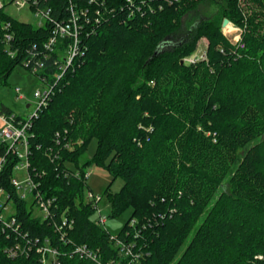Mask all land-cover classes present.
<instances>
[{"label": "trees", "instance_id": "obj_1", "mask_svg": "<svg viewBox=\"0 0 264 264\" xmlns=\"http://www.w3.org/2000/svg\"><path fill=\"white\" fill-rule=\"evenodd\" d=\"M39 1L52 9L53 19L69 15L68 0ZM205 2L218 15L193 24L180 38L184 17ZM71 4L88 11L86 21L81 18L84 55L33 120L29 144L30 173L41 174L42 191L69 207L72 244L86 245L103 260L118 258L110 234L93 221V208L83 201V183L61 171L66 163L95 164L112 181L123 182L104 197L109 218L131 210L118 236L128 232L127 240L142 252L135 264H264V0ZM224 19L242 29L243 48L224 35ZM4 24L12 34L13 57L3 42ZM50 29L0 11V86L28 49H41ZM200 39L207 41L206 59L181 64ZM0 112L12 113L1 102ZM92 140V158L79 164ZM69 142L72 150H65ZM7 162L0 188L11 194L23 230L62 245L53 223L33 216L17 199L9 185L14 159ZM14 242L0 228V264H38L34 253L7 256L4 249ZM61 264L94 263L63 256Z\"/></svg>", "mask_w": 264, "mask_h": 264}, {"label": "built area", "instance_id": "obj_2", "mask_svg": "<svg viewBox=\"0 0 264 264\" xmlns=\"http://www.w3.org/2000/svg\"><path fill=\"white\" fill-rule=\"evenodd\" d=\"M101 0H90L91 4H99ZM129 1V0H128ZM69 2V15L63 20H55L52 18V9L48 6L41 5L39 0H0V11L7 13V9L15 7L18 10L30 12L35 18L36 28L43 27L46 23L50 25V36L40 48L37 49L33 45L28 49V54L22 61V65L29 71L37 80L44 85L42 90H36L33 93V104L28 108L31 109L28 115L19 116L15 113L0 112V121L2 128L0 130V143L4 147V154L0 156V172L7 166V158L14 159L11 166L12 176L9 179V185L13 189L18 200L25 203L26 210L33 216H38L42 221L53 223L54 232L60 244H53V241L45 237L39 239L37 237H29L27 232L23 230L22 224L16 218L15 203L11 199V194L0 188V228L4 234L14 236L15 242L6 247L4 252L10 258L20 256L28 257L35 254L38 257V264H61V257L68 259L87 260L94 264H135L139 262L143 255L137 249L134 242H129L126 232L124 237H119L118 234L110 235V240L113 247L118 252L116 260H103L96 252L89 249L86 245H73L68 237V231L73 229V219L69 217V207L63 208L59 204L56 197L48 196L41 189V174L35 175L30 173V157L31 148L29 141L33 137L31 132L33 120L45 110L55 92L57 82L60 81L65 72L73 67L75 61L84 55V46L81 43L82 20L86 21L87 10L77 11ZM102 4V3H101ZM100 14L99 9L95 10V17ZM12 18V17H11ZM99 23L98 19H95ZM9 24L3 26V42L6 45V52L10 57L15 55L14 50L10 48L9 42L12 40V34L8 31ZM230 31H234L236 35L232 40L228 35ZM226 37L239 48H243L241 41L242 29L228 24L226 28H222ZM227 32V33H226ZM63 41H66L65 43ZM193 55V54H192ZM189 56L183 60L187 65L195 64L206 59V50L200 58ZM17 99L26 102V96L19 88H15ZM32 107V108H31ZM65 150H72L71 143L63 145ZM56 159V154L52 155ZM52 159V160H53ZM62 173L66 179H73L81 182L84 185L83 201L90 204L93 208V221L102 228L106 224L108 216L102 214L99 207L101 198L94 196L87 186V182L92 174L90 166L76 167L71 163H66L62 168ZM15 173L21 175V179L15 177ZM10 204L14 210L11 211ZM37 214H35V211ZM136 221L132 220L130 226H135ZM69 246L66 250H61V247ZM123 261V262H122Z\"/></svg>", "mask_w": 264, "mask_h": 264}, {"label": "rangeland", "instance_id": "obj_3", "mask_svg": "<svg viewBox=\"0 0 264 264\" xmlns=\"http://www.w3.org/2000/svg\"><path fill=\"white\" fill-rule=\"evenodd\" d=\"M7 13L15 20L23 23H28L35 25V18L33 15L25 10H18L15 7H10L7 9ZM218 15V11L215 6L209 2L202 3L198 6L195 11L187 14L183 19L182 30L179 33V37L182 38L184 34L192 29V25L199 22L202 19L213 18ZM229 38L232 40L234 38V31H229ZM227 33V32H226ZM207 47L206 39H200L197 44L196 51L192 56L196 58H200L203 55L204 51ZM15 88H19L21 92L26 96L27 101L22 102L17 99V95L15 93ZM44 85L41 84L35 76L29 73L23 66H18L13 70L11 75L7 79V84L5 86H0V102L3 103L8 109H10L13 113L19 116H26L31 111L30 108H26L27 104L30 106H34L33 104V93L36 90H42ZM31 107V108H32ZM1 127V124H0ZM96 150V141L92 140L88 145L86 152L79 158V164H83L86 161H89L94 152ZM92 174L90 179L87 182L88 188L94 194V196L101 198V203L99 207L102 211V214L108 216L107 222L102 226V229L105 230L110 235H117L119 231L122 229L124 224L130 217L131 210L125 211L122 215L116 218H109V206L105 200V192L109 191L111 193H116L120 190L123 185V182L120 178L112 181V178L108 174V172L95 164L91 166ZM16 178L21 179V175L15 173ZM11 211L14 210L12 204H10ZM35 211V208H33ZM35 214L37 212L35 211Z\"/></svg>", "mask_w": 264, "mask_h": 264}, {"label": "water", "instance_id": "obj_4", "mask_svg": "<svg viewBox=\"0 0 264 264\" xmlns=\"http://www.w3.org/2000/svg\"><path fill=\"white\" fill-rule=\"evenodd\" d=\"M229 24V21L227 19H224L223 22H222V28H226V26ZM184 62L181 61V64H183Z\"/></svg>", "mask_w": 264, "mask_h": 264}, {"label": "crops", "instance_id": "obj_5", "mask_svg": "<svg viewBox=\"0 0 264 264\" xmlns=\"http://www.w3.org/2000/svg\"><path fill=\"white\" fill-rule=\"evenodd\" d=\"M26 108H28V106H26ZM0 124H1V127H0V130H1V128H2V122L0 121ZM0 145H1V143H0Z\"/></svg>", "mask_w": 264, "mask_h": 264}, {"label": "bare ground", "instance_id": "obj_6", "mask_svg": "<svg viewBox=\"0 0 264 264\" xmlns=\"http://www.w3.org/2000/svg\"><path fill=\"white\" fill-rule=\"evenodd\" d=\"M56 20V19H55ZM76 62V61H75ZM65 76V75H64Z\"/></svg>", "mask_w": 264, "mask_h": 264}]
</instances>
